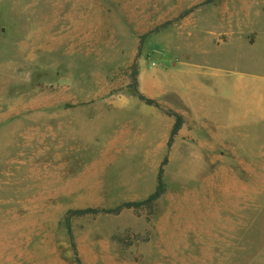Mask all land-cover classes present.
Wrapping results in <instances>:
<instances>
[{
  "label": "rangeland",
  "instance_id": "1",
  "mask_svg": "<svg viewBox=\"0 0 264 264\" xmlns=\"http://www.w3.org/2000/svg\"><path fill=\"white\" fill-rule=\"evenodd\" d=\"M206 1L0 0V245L19 236L6 218L19 210L23 264H78L68 219L83 264H203L204 247L214 254L204 264H220L219 237L259 241L264 192L242 196V213L220 179L225 169L264 189V164L236 161L264 153V126L246 120V89L218 88L225 75L264 77V0ZM136 68L158 106L134 95ZM152 80L165 96L149 92ZM172 112L185 122L169 149ZM166 156L151 210L70 213L145 200ZM213 198L222 220L208 236L198 218Z\"/></svg>",
  "mask_w": 264,
  "mask_h": 264
},
{
  "label": "crops",
  "instance_id": "2",
  "mask_svg": "<svg viewBox=\"0 0 264 264\" xmlns=\"http://www.w3.org/2000/svg\"><path fill=\"white\" fill-rule=\"evenodd\" d=\"M256 75V74H253ZM221 77L215 76L212 79H220ZM224 83L221 84V87L218 88V93L224 96L227 95V82L228 84H232L233 82V90H243L246 89L248 95L246 96L249 103V108L243 111L245 113L246 120L250 122V125H254L256 128L264 126V77L257 75L248 76L246 73H237L233 75H225L223 76ZM228 79V80H226ZM229 79H232L231 81ZM230 92V91H228ZM12 110L8 113L10 114ZM228 115H235L234 110H229L225 112ZM236 126V125H235ZM231 128V127H229ZM255 151H251V155L245 157L244 155L237 157V162L241 164H256L262 163L264 164V153L262 155H254ZM256 154V153H255ZM252 179V178H251ZM258 180L256 176L254 178ZM250 186L240 187L238 190L236 189L235 197L239 196V201L236 203L240 212H244L246 210V206L242 203L240 198L242 196H247L248 194L255 196L258 202V195L263 194L264 189L259 191L258 187L254 186L250 182ZM257 185V184H255ZM238 198V197H237ZM258 208V203H257ZM242 215V214H241ZM262 236L259 237V241L257 240H249L246 242H242L241 238H238L237 242H231V240L226 237H219V253L220 264H264V228L261 233ZM233 244V245H232ZM231 246H234L233 251L231 252ZM234 252V253H233ZM214 254L203 248V264L206 260L211 259Z\"/></svg>",
  "mask_w": 264,
  "mask_h": 264
},
{
  "label": "bare ground",
  "instance_id": "3",
  "mask_svg": "<svg viewBox=\"0 0 264 264\" xmlns=\"http://www.w3.org/2000/svg\"><path fill=\"white\" fill-rule=\"evenodd\" d=\"M148 90L151 93H155V94H160L162 96H165V94L163 93L164 91V85L161 81L158 80H152L148 86ZM223 175L221 177V183L224 186V190H231V191H235L236 189L240 188V184L239 181L236 180V178H232V177H225V173L226 170L222 169ZM227 198V196H225L223 194L222 196V202H224V200ZM221 199V198H220ZM210 201V199H208V202ZM212 203H208V205L206 206V209L212 208V210H203L204 214L201 215L198 220L200 219L203 222V225L200 226V229H204L207 228L209 229V233L208 236H212L213 235V229L214 226L216 225V222H219L222 220V206L220 205V207L216 210H214L215 207H218L219 205H215V200L214 198L211 199ZM219 201V200H218ZM197 211V209H195ZM19 210H14V211H9L8 214L6 215V218L11 222V227L9 228V232L13 233V235H16V232H19V236L20 238H24L23 241H21L19 238V236H11L10 239L8 241H6L5 243H3L2 245H0V264H23L22 263V258L25 255L26 252V246H27V239L25 240L26 237V233H27V228H29V220L27 218H25L24 216H21V214L18 213ZM12 213L16 216H12ZM194 220L196 218V216H192L190 217L187 225L191 222V220ZM206 222H208L206 224ZM13 225V227H12ZM208 226V227H206ZM17 227V228H16ZM13 229V231H12ZM188 232L189 234L186 235V237H184V242L185 243H190L191 244V232L195 231V229L193 228L192 224H189L188 227ZM177 239L176 237L173 239L172 241V246H174L172 248V258H179L177 255ZM182 260V259H181ZM197 260V259H196ZM199 260L196 261V264H199L198 262Z\"/></svg>",
  "mask_w": 264,
  "mask_h": 264
},
{
  "label": "trees",
  "instance_id": "4",
  "mask_svg": "<svg viewBox=\"0 0 264 264\" xmlns=\"http://www.w3.org/2000/svg\"><path fill=\"white\" fill-rule=\"evenodd\" d=\"M213 0H207L205 3H212ZM193 11V9L185 11L179 18H184L188 14H190ZM170 23H167V25ZM155 32V31H153ZM146 36H143L141 38V42L145 40ZM137 66V65H136ZM138 69L136 68L133 74V87H134V95L142 102L146 103L147 105H155L158 106L156 101L154 99L148 98L145 96L141 91L139 90V83H138ZM172 116L175 117V123L173 125V128L171 130L170 138L168 141V148L170 149L175 141L176 136L179 134L180 130L182 129L184 125V117L179 114V113H171ZM168 162V157L166 156L165 159L163 160L161 167L158 172V177H157V186L155 191L145 200L142 201H129V202H123L119 205H117L114 208H108V209H101L97 207H88V208H80L76 210H72L70 213L72 215L76 216H86V215H99V214H114V215H119L121 214L124 210L127 209H141V208H147V209H152L155 205V203L165 194L167 185L164 180V167ZM67 232L71 238V244L73 246V250L75 252L76 256V261L78 264H83L78 253H77V248L76 244L74 242V236H73V230H72V224L71 220L68 219L67 221Z\"/></svg>",
  "mask_w": 264,
  "mask_h": 264
}]
</instances>
